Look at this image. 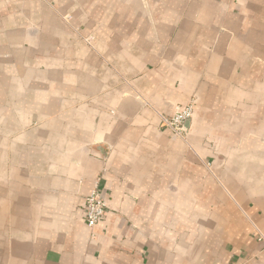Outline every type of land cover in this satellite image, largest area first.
Returning <instances> with one entry per match:
<instances>
[{"label": "crops", "instance_id": "crops-1", "mask_svg": "<svg viewBox=\"0 0 264 264\" xmlns=\"http://www.w3.org/2000/svg\"><path fill=\"white\" fill-rule=\"evenodd\" d=\"M261 238L264 0H0V264H264Z\"/></svg>", "mask_w": 264, "mask_h": 264}, {"label": "built area", "instance_id": "built-area-1", "mask_svg": "<svg viewBox=\"0 0 264 264\" xmlns=\"http://www.w3.org/2000/svg\"><path fill=\"white\" fill-rule=\"evenodd\" d=\"M194 114L192 106L177 107L173 115L161 117V128L174 137L184 139L187 132L185 131V124L193 119ZM100 182L99 179L86 199L85 222L90 229H94L105 218L109 209V201L103 195ZM260 241L264 244V238H261Z\"/></svg>", "mask_w": 264, "mask_h": 264}, {"label": "rangeland", "instance_id": "rangeland-1", "mask_svg": "<svg viewBox=\"0 0 264 264\" xmlns=\"http://www.w3.org/2000/svg\"><path fill=\"white\" fill-rule=\"evenodd\" d=\"M63 20L65 21V22H67V23H71L72 21H73V15H71V14H65V16H63Z\"/></svg>", "mask_w": 264, "mask_h": 264}, {"label": "water", "instance_id": "water-1", "mask_svg": "<svg viewBox=\"0 0 264 264\" xmlns=\"http://www.w3.org/2000/svg\"><path fill=\"white\" fill-rule=\"evenodd\" d=\"M191 121H187L185 124V131H188L189 127H190Z\"/></svg>", "mask_w": 264, "mask_h": 264}]
</instances>
